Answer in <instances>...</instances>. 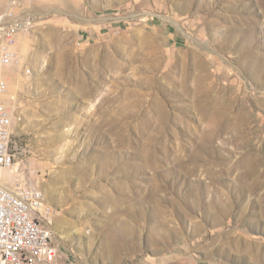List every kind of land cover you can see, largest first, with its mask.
Returning <instances> with one entry per match:
<instances>
[{
  "label": "rangeland",
  "instance_id": "1",
  "mask_svg": "<svg viewBox=\"0 0 264 264\" xmlns=\"http://www.w3.org/2000/svg\"><path fill=\"white\" fill-rule=\"evenodd\" d=\"M20 3L10 181L61 262L264 264V0Z\"/></svg>",
  "mask_w": 264,
  "mask_h": 264
},
{
  "label": "built area",
  "instance_id": "2",
  "mask_svg": "<svg viewBox=\"0 0 264 264\" xmlns=\"http://www.w3.org/2000/svg\"><path fill=\"white\" fill-rule=\"evenodd\" d=\"M20 0H8L0 11V68L18 63L14 45L28 25ZM7 82L0 76V173H16L13 117L4 103ZM55 209L48 207L33 182L0 175V264H63L54 240Z\"/></svg>",
  "mask_w": 264,
  "mask_h": 264
},
{
  "label": "bare ground",
  "instance_id": "3",
  "mask_svg": "<svg viewBox=\"0 0 264 264\" xmlns=\"http://www.w3.org/2000/svg\"><path fill=\"white\" fill-rule=\"evenodd\" d=\"M0 75H2V74H0ZM0 175H2V177L3 178H5L6 180H11L13 177L11 176V175H13V173H11V172H2V173H0ZM12 177V178H11ZM40 196L42 197V199H45V197H44V195H43V193H42V191L40 190ZM45 203H46V205L48 206V207H51V206H49L48 204H47V202H46V200H45Z\"/></svg>",
  "mask_w": 264,
  "mask_h": 264
},
{
  "label": "crops",
  "instance_id": "4",
  "mask_svg": "<svg viewBox=\"0 0 264 264\" xmlns=\"http://www.w3.org/2000/svg\"><path fill=\"white\" fill-rule=\"evenodd\" d=\"M7 2H8V1H7ZM7 2L5 3V6H6ZM1 4H2V3H1V1H0V6H2V5H3V4H2V5H1ZM5 6H4L2 9H4V8H5ZM2 9H1V10H2ZM1 10H0V11H1Z\"/></svg>",
  "mask_w": 264,
  "mask_h": 264
}]
</instances>
